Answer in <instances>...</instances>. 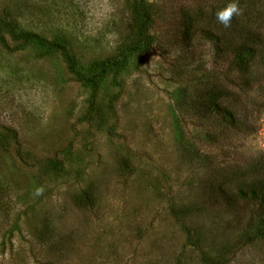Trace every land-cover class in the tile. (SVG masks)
<instances>
[{
  "label": "rangeland",
  "instance_id": "rangeland-1",
  "mask_svg": "<svg viewBox=\"0 0 264 264\" xmlns=\"http://www.w3.org/2000/svg\"><path fill=\"white\" fill-rule=\"evenodd\" d=\"M220 1L145 0L151 46L96 89L58 52L0 47V264H264V63L245 94L213 60L202 30ZM0 7L17 31L65 41L86 78L141 40L130 0ZM218 80L240 123L225 139L197 102Z\"/></svg>",
  "mask_w": 264,
  "mask_h": 264
},
{
  "label": "trees",
  "instance_id": "trees-1",
  "mask_svg": "<svg viewBox=\"0 0 264 264\" xmlns=\"http://www.w3.org/2000/svg\"><path fill=\"white\" fill-rule=\"evenodd\" d=\"M230 2L231 0H221L217 7L211 6L210 15L206 19L210 26L208 29L202 30V32L203 38L212 47L213 60L233 66L232 72L235 76L237 75L235 87L239 88V92L245 93L255 83V75L252 77L253 71H251L255 60H262L264 63V0H238V6L242 9V13L239 16H233L230 27L225 28L217 23L215 12L224 8ZM3 7H0V29L13 42L17 43L21 41V43L11 46L7 39L0 35V47L4 51L15 53L23 47L30 46L42 48L48 52H58L63 57L69 73L76 81L90 85L94 89L97 88V81L105 75L107 68L114 67L115 71L118 72L125 67L128 56L145 51L152 44V38L149 35L152 18L150 12L147 10L145 0H130L131 15L138 22L137 32L141 40L136 44L122 47V51L118 55L91 64V71H95V73L91 78H86L82 75L84 66H79V62L69 51L65 41H62L61 44L58 41L46 40L33 32L17 31L9 11ZM188 19L184 34L186 41L195 32V30H192V28L196 27L194 22H198L203 18L196 14L193 21L189 17ZM96 69H99V71L96 72ZM217 82H219L217 86L205 83L204 86L206 87L201 90L202 93L199 95L200 97H197V102L203 110L201 114L203 116L201 120L202 124H208L206 122H209L211 119V122L217 128H220L218 133L225 139L226 135H229L230 132H234L240 127V123L236 114L228 108L227 101L232 94H229L223 82L219 80ZM242 95L240 93V99ZM237 96L239 97V94ZM6 131L10 133L12 140L15 141L16 133L11 129H7ZM206 134V140L211 139L209 141H212L214 138L213 133L208 132ZM211 134L213 137H211ZM214 139L220 141V136Z\"/></svg>",
  "mask_w": 264,
  "mask_h": 264
},
{
  "label": "clouds",
  "instance_id": "clouds-1",
  "mask_svg": "<svg viewBox=\"0 0 264 264\" xmlns=\"http://www.w3.org/2000/svg\"><path fill=\"white\" fill-rule=\"evenodd\" d=\"M242 13V9L238 6V0H231L224 8L217 10L215 12V18L217 23L221 24L223 27H230L231 20L233 16H239ZM44 188H35L33 195L39 197L43 194Z\"/></svg>",
  "mask_w": 264,
  "mask_h": 264
}]
</instances>
